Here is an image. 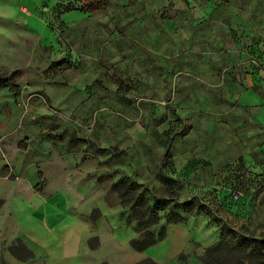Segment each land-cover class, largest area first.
<instances>
[{"label": "rangeland", "instance_id": "1", "mask_svg": "<svg viewBox=\"0 0 264 264\" xmlns=\"http://www.w3.org/2000/svg\"><path fill=\"white\" fill-rule=\"evenodd\" d=\"M0 79V264H264V0H0ZM60 192L107 231L82 262L19 228Z\"/></svg>", "mask_w": 264, "mask_h": 264}, {"label": "crops", "instance_id": "2", "mask_svg": "<svg viewBox=\"0 0 264 264\" xmlns=\"http://www.w3.org/2000/svg\"><path fill=\"white\" fill-rule=\"evenodd\" d=\"M85 16L86 15L81 12H69L65 14L62 19L72 24H77L82 22L84 18H86ZM59 158L60 157L54 160L46 159V165L56 162ZM60 183L55 180L47 184L50 187L60 188ZM89 183L91 184L88 179H84L82 182L76 183V185L77 187L84 186V188H80L85 191V186ZM15 203H21L23 209V216L19 215V217H17L22 219V223L19 224L22 233L30 239L37 241V243L44 248L52 250L56 257L61 256L70 261L80 260L81 258L82 262L83 258L89 256L88 254L95 255V252H86L88 249V241L96 237L102 241L105 232H107L100 226V222L95 223L91 219L90 205L86 206L88 209L84 212L76 211L70 215L67 209L70 204L65 195L61 192L50 198H45L41 194H32L30 201L23 199ZM95 205L97 209L102 211L104 217L107 216L110 218L114 216L123 223V226H126L120 218L122 213L120 201L113 206L114 209L106 203L105 199H98ZM126 228L128 227L126 226ZM124 230L125 227L122 229L119 225L117 232L122 233L125 232ZM129 230L132 233V240L135 236L133 231L131 229ZM117 232L116 234L119 235Z\"/></svg>", "mask_w": 264, "mask_h": 264}, {"label": "trees", "instance_id": "3", "mask_svg": "<svg viewBox=\"0 0 264 264\" xmlns=\"http://www.w3.org/2000/svg\"><path fill=\"white\" fill-rule=\"evenodd\" d=\"M69 12V11H68ZM6 88H12L14 90H17L18 87L12 85V83H10L7 80H1L0 79V90L2 89H6ZM116 189L118 191L119 194V198L121 201V204L124 206H127L129 204V200L131 198V196L136 194V191L134 190L133 187H127L125 184L123 183H117L116 184ZM157 223L155 221H143L140 222L137 226L138 229H136L135 231L137 233H141L142 231H145L144 235L141 237V239L138 241H134V247L136 250L142 251V250H146L149 247H152L156 244H158L159 242L163 241L166 237V233H165V229H161V231L158 234H155L154 232L149 231V228L156 225ZM91 242V240H90ZM259 247H260V253L264 252V241L259 243ZM215 249L210 250L209 253H214ZM259 253V254H260ZM214 256V255H213ZM217 259V258H216ZM245 260L249 259V255H245ZM242 260V259H240ZM226 262H232V261H226ZM241 262V264H244V260L243 261H239ZM207 264H217L213 261H208L206 262Z\"/></svg>", "mask_w": 264, "mask_h": 264}, {"label": "built area", "instance_id": "4", "mask_svg": "<svg viewBox=\"0 0 264 264\" xmlns=\"http://www.w3.org/2000/svg\"><path fill=\"white\" fill-rule=\"evenodd\" d=\"M234 199H239V196L238 195H234Z\"/></svg>", "mask_w": 264, "mask_h": 264}]
</instances>
